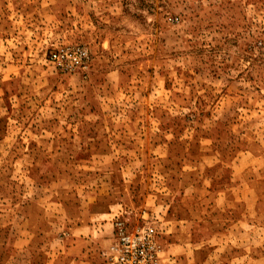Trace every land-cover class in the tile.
Wrapping results in <instances>:
<instances>
[{"label":"rangeland","instance_id":"rangeland-1","mask_svg":"<svg viewBox=\"0 0 264 264\" xmlns=\"http://www.w3.org/2000/svg\"><path fill=\"white\" fill-rule=\"evenodd\" d=\"M120 225L264 264V0H0V264H117Z\"/></svg>","mask_w":264,"mask_h":264},{"label":"built area","instance_id":"built-area-1","mask_svg":"<svg viewBox=\"0 0 264 264\" xmlns=\"http://www.w3.org/2000/svg\"><path fill=\"white\" fill-rule=\"evenodd\" d=\"M89 55L86 49L75 50L60 49L54 54V58L59 62L69 61L72 65H83ZM117 234V264H161L158 247L151 239V235L143 227H137L132 232L120 225Z\"/></svg>","mask_w":264,"mask_h":264}]
</instances>
